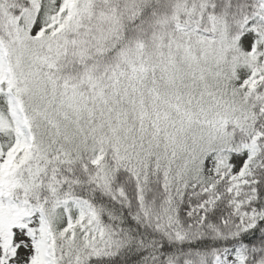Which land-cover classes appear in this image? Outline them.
Returning a JSON list of instances; mask_svg holds the SVG:
<instances>
[{
	"label": "snow or ice",
	"instance_id": "obj_1",
	"mask_svg": "<svg viewBox=\"0 0 264 264\" xmlns=\"http://www.w3.org/2000/svg\"><path fill=\"white\" fill-rule=\"evenodd\" d=\"M0 264H264V0H0Z\"/></svg>",
	"mask_w": 264,
	"mask_h": 264
}]
</instances>
